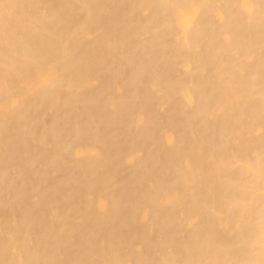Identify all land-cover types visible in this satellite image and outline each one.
<instances>
[{
  "label": "bare ground",
  "instance_id": "bare-ground-1",
  "mask_svg": "<svg viewBox=\"0 0 264 264\" xmlns=\"http://www.w3.org/2000/svg\"><path fill=\"white\" fill-rule=\"evenodd\" d=\"M0 264H264V0H0Z\"/></svg>",
  "mask_w": 264,
  "mask_h": 264
}]
</instances>
